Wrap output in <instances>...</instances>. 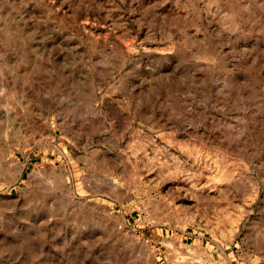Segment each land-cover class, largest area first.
<instances>
[{"label":"rangeland","instance_id":"374dc122","mask_svg":"<svg viewBox=\"0 0 264 264\" xmlns=\"http://www.w3.org/2000/svg\"><path fill=\"white\" fill-rule=\"evenodd\" d=\"M0 264H264V0H0Z\"/></svg>","mask_w":264,"mask_h":264},{"label":"bare ground","instance_id":"6f19581e","mask_svg":"<svg viewBox=\"0 0 264 264\" xmlns=\"http://www.w3.org/2000/svg\"><path fill=\"white\" fill-rule=\"evenodd\" d=\"M5 159V158H4ZM17 165H19V166H21V164L19 163V164H17Z\"/></svg>","mask_w":264,"mask_h":264}]
</instances>
